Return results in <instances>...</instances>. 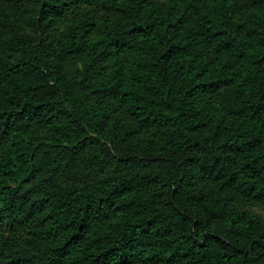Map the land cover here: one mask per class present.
Listing matches in <instances>:
<instances>
[{
	"label": "trees",
	"instance_id": "1",
	"mask_svg": "<svg viewBox=\"0 0 264 264\" xmlns=\"http://www.w3.org/2000/svg\"><path fill=\"white\" fill-rule=\"evenodd\" d=\"M264 0H0V264H264Z\"/></svg>",
	"mask_w": 264,
	"mask_h": 264
},
{
	"label": "rangeland",
	"instance_id": "2",
	"mask_svg": "<svg viewBox=\"0 0 264 264\" xmlns=\"http://www.w3.org/2000/svg\"><path fill=\"white\" fill-rule=\"evenodd\" d=\"M247 209L254 212V213H257V214H260V215H263L264 216V209H262L261 207H258V206H247Z\"/></svg>",
	"mask_w": 264,
	"mask_h": 264
}]
</instances>
